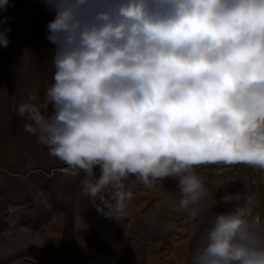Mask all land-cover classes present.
I'll return each mask as SVG.
<instances>
[{"label": "clouds", "instance_id": "clouds-1", "mask_svg": "<svg viewBox=\"0 0 264 264\" xmlns=\"http://www.w3.org/2000/svg\"><path fill=\"white\" fill-rule=\"evenodd\" d=\"M43 3L54 73L43 97L29 90L16 106L24 131L64 175L83 173L82 195L108 220L126 218L130 177L146 188L172 178L189 220L217 209L189 264H264L259 194L217 196L196 171L264 173V0Z\"/></svg>", "mask_w": 264, "mask_h": 264}, {"label": "crops", "instance_id": "crops-1", "mask_svg": "<svg viewBox=\"0 0 264 264\" xmlns=\"http://www.w3.org/2000/svg\"><path fill=\"white\" fill-rule=\"evenodd\" d=\"M53 19L44 4L34 37L8 34V47H0V190L18 228L0 244V264H189L212 211L204 225L191 222L178 209L174 179L146 188L130 177L128 214L110 221L82 195L83 173L64 175L66 165L24 131L16 106L29 90L43 97L52 83L55 45L46 26Z\"/></svg>", "mask_w": 264, "mask_h": 264}, {"label": "rangeland", "instance_id": "rangeland-1", "mask_svg": "<svg viewBox=\"0 0 264 264\" xmlns=\"http://www.w3.org/2000/svg\"><path fill=\"white\" fill-rule=\"evenodd\" d=\"M196 171L205 178L206 187L216 193L217 196L223 195L225 191H242L259 194L261 206L258 211L264 215V173L243 164L232 166L205 165L196 169ZM8 207V203L3 201V193L1 189L0 244L8 243L10 239L14 237V234L18 229L16 226V220L9 219V216H7ZM211 211L212 213L209 214V218H212L215 215L217 209H212ZM205 212L196 219L195 224L197 226L204 225ZM192 221L193 220H191V222ZM17 222H19V220Z\"/></svg>", "mask_w": 264, "mask_h": 264}, {"label": "built area", "instance_id": "built-area-1", "mask_svg": "<svg viewBox=\"0 0 264 264\" xmlns=\"http://www.w3.org/2000/svg\"><path fill=\"white\" fill-rule=\"evenodd\" d=\"M6 12H0V21L8 18L7 23L0 24V28H11L8 33L16 38L36 35L37 22L43 14V0H16Z\"/></svg>", "mask_w": 264, "mask_h": 264}]
</instances>
